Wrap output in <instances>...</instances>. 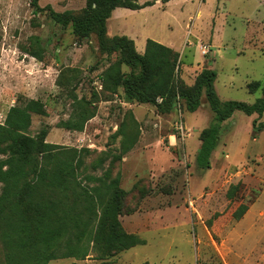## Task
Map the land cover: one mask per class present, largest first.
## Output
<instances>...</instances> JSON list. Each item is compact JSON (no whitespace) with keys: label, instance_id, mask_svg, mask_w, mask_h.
<instances>
[{"label":"rangeland","instance_id":"rangeland-1","mask_svg":"<svg viewBox=\"0 0 264 264\" xmlns=\"http://www.w3.org/2000/svg\"><path fill=\"white\" fill-rule=\"evenodd\" d=\"M39 4L57 13H80L86 0ZM170 7L171 23L183 34L194 22L200 60L204 69L217 73L220 100L255 104L261 99V91L250 94L247 86L264 82V0H175ZM213 38L217 60L208 47ZM203 46L209 49L206 56ZM32 53H40L43 62ZM116 59L99 53L95 36L80 43L71 27L56 24L48 12L35 14L31 0H0V93L1 87L7 91L0 100V124L19 97H26L41 101L48 111V117L33 118L30 134L46 130L50 144L89 149L88 164L107 153V167L125 143H135L115 164L113 177L127 193L119 220L145 244L105 262L91 255L82 262L50 264H264V131L254 130L251 119L237 112L230 129L223 128L210 168L200 169V134L214 121L206 99L194 114H186L180 101L174 114L161 115L152 105L126 103L122 90L113 104L101 90V75ZM199 71H191L185 81L180 63L178 79L193 86ZM80 103H90L95 115L84 132L59 128L77 120ZM258 121L264 123V116ZM180 122L189 133L185 139L175 129ZM171 136L177 138L174 145ZM239 183L245 193L228 201V189ZM241 204L250 211L238 222L232 215Z\"/></svg>","mask_w":264,"mask_h":264},{"label":"trees","instance_id":"trees-1","mask_svg":"<svg viewBox=\"0 0 264 264\" xmlns=\"http://www.w3.org/2000/svg\"><path fill=\"white\" fill-rule=\"evenodd\" d=\"M40 0H31L35 14L48 12L61 27L72 28L78 42L96 37L102 56L116 55L101 75L102 92L113 102L120 90L126 103L152 105L161 115L175 112L183 101L186 112L194 114L206 99L214 114L211 126L200 134L197 155L200 169L210 168L212 153L217 148L223 124L236 112L248 117L264 116V82L247 86L250 94L262 92L255 104L222 102L216 91L217 73L205 68L193 86L178 79L180 54L149 40L140 55L135 43L127 37L110 38L107 22L118 9L139 11L154 5H140L138 0H86L80 12H55L51 6L40 7ZM31 56L43 62L40 53ZM124 68L128 71H124ZM114 97V98H113ZM84 105V106H83ZM80 103L77 120L62 122L59 128L84 132L95 115ZM34 117H48L39 100L19 97L0 124V264H50L75 259L82 262L91 255L97 261H109L118 255L144 245L139 237L127 233L119 218L123 213L126 192L119 177H113L114 166L133 148L132 142L122 146V153H103L92 164L89 149L61 147L47 142L48 131L30 134ZM254 130L264 131V123L253 122ZM102 171L101 176L90 174ZM243 183L231 185L230 202L245 193ZM241 204L233 213L241 221L249 212Z\"/></svg>","mask_w":264,"mask_h":264},{"label":"crops","instance_id":"crops-1","mask_svg":"<svg viewBox=\"0 0 264 264\" xmlns=\"http://www.w3.org/2000/svg\"><path fill=\"white\" fill-rule=\"evenodd\" d=\"M174 1L175 0H164L163 2H161L160 0H138L140 5H144L148 2L154 3L153 6L147 7L139 11H132L128 9L118 8L112 13L111 18L107 22V33L110 38L127 37L128 39L132 40L135 43L136 51L140 55H143L145 53L147 42L149 40L161 44L167 48H170L176 53H179L181 68L182 70H184V73L181 76L182 79L186 81L188 78L187 74H189L191 71L195 72V70L197 69V70H201L199 71L201 73L204 70V63L202 60H200L201 57L199 55V46L196 43V41L198 40V36L200 35L196 36L194 34L193 31L194 22L192 24L191 21L190 23L192 24V27L191 25L190 26L188 25L186 27L185 34H183L182 30L179 31L176 29V27H173V24L171 23V19L173 18L170 11L171 8L170 5ZM198 17H200V13ZM188 27L189 28L191 27V29H187ZM189 30H190V34L188 32ZM208 47L217 60V57L219 58L218 55L219 51L216 52L215 38H213L210 46ZM197 63L199 64L201 63L202 65L198 66L196 65ZM208 69L214 70V68L212 67ZM196 76H198V74ZM6 95H7V91L1 87L0 100L2 101V98H4V96ZM116 102L117 100L115 98V100L111 103L117 104ZM203 104L204 103L202 101L201 107L203 106ZM200 109L196 113H199ZM187 113L188 112H186V114ZM235 114L230 120H228L223 124V128L229 126L230 129V125L232 120L234 119ZM248 118L251 119V122L253 123L254 121H258L259 116L253 115ZM155 126L157 127V125ZM172 140H174V143ZM176 141H177L176 136L170 137L171 145L176 144ZM200 147H201V142L198 145V149ZM195 154L197 155L196 152Z\"/></svg>","mask_w":264,"mask_h":264},{"label":"built area","instance_id":"built-area-1","mask_svg":"<svg viewBox=\"0 0 264 264\" xmlns=\"http://www.w3.org/2000/svg\"><path fill=\"white\" fill-rule=\"evenodd\" d=\"M208 53H209V49L207 47H204L203 46L202 47V54L204 56H206ZM101 90H102V88H101ZM116 99H117V97H116ZM175 129H176V131L179 133V135L183 139H185L186 137H188L189 133H187V130L185 129L184 124L182 122H180L179 124H176L175 125Z\"/></svg>","mask_w":264,"mask_h":264},{"label":"water","instance_id":"water-1","mask_svg":"<svg viewBox=\"0 0 264 264\" xmlns=\"http://www.w3.org/2000/svg\"><path fill=\"white\" fill-rule=\"evenodd\" d=\"M161 2H163L164 0H160Z\"/></svg>","mask_w":264,"mask_h":264}]
</instances>
